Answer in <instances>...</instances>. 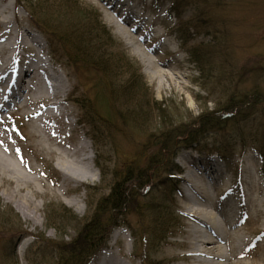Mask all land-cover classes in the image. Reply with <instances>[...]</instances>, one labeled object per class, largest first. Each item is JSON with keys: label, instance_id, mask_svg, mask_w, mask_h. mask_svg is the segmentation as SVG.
I'll return each instance as SVG.
<instances>
[{"label": "rangeland", "instance_id": "374dc122", "mask_svg": "<svg viewBox=\"0 0 264 264\" xmlns=\"http://www.w3.org/2000/svg\"><path fill=\"white\" fill-rule=\"evenodd\" d=\"M6 2L11 5L10 17L16 18L24 29L38 37L40 44L35 45L37 52L42 53L67 82L69 92L65 108L70 116L63 141L75 145L84 140L89 145L86 154L92 160L93 169L90 180L82 185L74 184L65 190L64 195L60 194L62 175L58 160L40 144L35 130L37 120L26 118L20 109L0 113V133L9 134L20 151L18 157L25 158L14 159L21 167L26 165L37 171L32 176L39 180L33 187L35 192L26 191L16 195L14 200L10 198L14 186L0 181V264H75L69 253L79 244L72 246V243L78 236L82 240L83 228L96 214L99 200L110 194L115 175L140 155L138 152L150 137L153 136L156 141L163 130L190 126L205 111L224 107L231 97L238 99L254 93L261 96L263 103L256 108V119L241 124L240 131L246 138L240 137L238 129L229 127L228 131L220 133L219 145L233 144L236 147L232 152L223 153L221 148L218 151L210 140L203 144L207 147L205 152L195 148L197 143L192 149L180 150L174 158L175 166L181 170L180 175L174 176L178 185L174 188L175 204L171 205L170 193L165 192L170 190L171 181L150 183L145 190L147 196L138 198L135 205L140 211L137 214L150 217L151 230L145 227L143 230L140 221L127 214L125 220L131 225L113 229L108 242L95 251L86 264L101 262L110 248L111 236L118 232H122L121 237L118 242L115 241L113 251L132 264H196L182 258L188 250L183 244L187 241L190 245H199L191 234L192 226L204 235L212 236L209 229L198 226L189 216L190 209H195L191 199L200 200L196 194L199 190L204 192L203 185L209 178L213 179V184L205 193H208L207 203L214 208L211 209L213 214L219 217L220 212L226 216L232 197L235 198L237 211L240 205L241 211L235 213L240 222L237 229L247 242L243 245L236 242L244 255L233 262L264 264V164L255 149L258 144L264 146V0ZM172 3L179 7V17L171 13ZM80 18H91L100 27L104 26L114 41L123 47L125 54L139 64L149 87L148 98L145 101L142 98L144 102H150L146 107L147 122L138 120L133 124L130 117L123 115L122 106L115 96L105 102L111 113L109 121L112 117L113 120L119 115L121 117L120 122L118 119L115 121L113 130H108L105 123L108 122L107 113L102 109L106 106L98 104L100 118L86 117L85 110L82 111V108H92L98 88L94 83L97 72L75 64L71 56V49L78 48L79 44L73 38L78 31H73V28L82 21ZM13 28H16V23H13ZM118 28L125 31L123 38L116 34ZM51 47L57 49L56 54H51ZM98 49L93 42H89L80 48L83 53L79 61L84 57L101 60ZM100 49L107 56L114 53L110 46L105 48L102 45ZM159 71L164 77L152 80L150 73ZM101 79L105 95L110 90L108 86H113L111 89L114 91L119 90L121 82L112 81L110 85L106 79ZM75 85H78L77 90ZM89 118L100 125L101 148L98 151L89 139L92 134L85 124ZM56 126L60 129V125ZM97 165L103 169V174ZM172 175L163 173L164 178ZM160 192L169 195L165 205L167 208L172 206V211L179 218L180 226L172 232L177 237L175 239H167L171 233L159 235L153 231L157 229L154 223L157 215L156 210L151 211L149 207L161 199ZM140 194L143 195V192L140 191ZM25 196L38 207L37 213L29 219L17 209L22 208L20 202ZM73 199L79 201L76 207L67 203ZM257 205L261 206L259 212L255 211ZM205 209L209 211L210 208ZM25 214L30 215L26 210ZM131 226H135L133 231ZM24 230L29 234H21ZM134 232L135 239L132 236ZM133 253L140 255L143 262L139 259L134 262ZM63 257L66 258L64 261ZM201 260L203 264L217 262L208 258Z\"/></svg>", "mask_w": 264, "mask_h": 264}, {"label": "trees", "instance_id": "16d2710c", "mask_svg": "<svg viewBox=\"0 0 264 264\" xmlns=\"http://www.w3.org/2000/svg\"><path fill=\"white\" fill-rule=\"evenodd\" d=\"M173 7V11H175L178 16L179 7L175 3ZM87 19L88 20H86V18H80L82 21L73 28V31H78L76 33L78 36L79 49H71V56L74 62L92 68L100 75V77L96 78L97 82L95 84L98 89L95 90L96 95L95 101L92 103V108H82L83 111L85 110L86 117L94 116L100 118L98 104L100 107L106 106L105 102L110 101L111 96H115L116 100L118 99L119 104L122 106L121 110L123 111V115H125V117L128 116V118L130 117L133 120V124L138 120L147 122L146 120L149 116H147L146 107H149L150 102L144 101L148 98L149 87L145 81L142 69L139 64L135 63L125 54L123 47L114 41L110 32H108L104 26L100 27L91 20V18ZM84 32H87V34L83 35L82 33ZM94 35L95 37H93ZM89 42H93L94 46L97 47V49L99 48L97 51L100 52L101 60H89L88 57H84V60L79 61L83 53V50H80V48L85 47ZM102 45H104L105 48L110 46L112 49L111 51L114 53H110L107 56V53H104L103 50L100 49ZM101 77L106 79V83L108 82L110 85L112 81L121 82L119 83V90L114 91L111 89L113 86H108L107 88L113 93L107 90L108 94L105 95V92L102 91L105 85L101 83ZM262 103L261 96L257 93L252 94V96H244L238 99L231 97L224 107L219 108L218 106L213 111H205L199 115L190 126L182 127V129L174 128L169 130L166 129L167 131L163 130L156 141H154L153 136L150 137L148 143L138 152L140 155H137L126 167L121 168V173L118 172L115 175L110 194L99 200L97 205L98 208L95 212L96 214L83 228L82 240H80V236H78L77 240H74L75 242L72 243V246L77 244H79V246L74 248L72 253H69L70 259H72L75 264H86L93 253L108 241L109 235L113 229L131 225L125 220L127 214L134 215L135 218L140 221V227H142L143 230L144 227L151 230L150 228H152L153 225L150 222V217L147 216L145 218V214L141 216L137 214L136 212L140 211L138 210V205H135L138 198L147 196V193H145L146 187L152 182L156 184L157 182L162 183L165 181L167 183L171 181L170 190L165 192L170 193L171 205L175 204L173 200L174 188H177L178 185L175 182L176 178H174V176L179 175L181 171L174 164V158H176L177 153L180 152V150L192 149L193 145L196 143L198 145L195 148L205 152L207 147L203 144L208 140L214 143L213 146H215L218 151L219 148H221L223 153L232 152L236 147L233 144L231 146L227 144L225 147L219 145L220 133L228 131L229 127L238 129L239 133L240 127H243L241 125L242 123L247 124L251 120L256 119V111L258 106ZM102 110L107 113L105 116L108 120L111 113L108 111L107 106ZM119 116L114 120V117H112L110 121L108 120V122H105L108 130H113V127L116 126L115 121H117V119L118 122H120L121 117ZM122 117V119H124V116ZM99 120L100 119H98L96 123ZM163 123H161V127L164 126L165 123ZM85 124L90 127L92 134L91 140L94 147L97 151L100 150L101 129L99 123L95 124V122L89 118L88 120L86 119ZM243 134L244 132L240 131V137L246 138V135L244 136ZM255 149L261 154L264 161V146L258 144V147ZM97 166L100 167V165ZM100 170L103 174V169L101 167ZM163 173L173 175L164 178ZM140 191L143 192V195L140 194ZM165 192H160L162 194L161 199L153 202L154 204L149 207V210H156L155 215H157L154 221L157 229L153 231L156 233L158 232L157 234L159 235L171 233L167 237L168 239L170 237L175 238L172 232L179 228L180 224L178 216L172 211V206L167 208L165 205V203H167V197H169ZM134 227L135 226H131L132 231ZM132 234L133 237L135 236L136 238V233L134 232ZM65 259L66 258L63 257V261ZM149 264L157 263L152 262Z\"/></svg>", "mask_w": 264, "mask_h": 264}, {"label": "bare ground", "instance_id": "6f19581e", "mask_svg": "<svg viewBox=\"0 0 264 264\" xmlns=\"http://www.w3.org/2000/svg\"><path fill=\"white\" fill-rule=\"evenodd\" d=\"M10 9L11 5H8L6 0H0V113H7L14 106L24 111L26 118L37 120L38 125L34 127L38 132L40 144L45 146L58 160V169L62 175L60 194L64 195L68 187L74 184L82 185L91 179L92 160L86 154L89 145L84 140L75 145L63 141L70 116L65 108L69 86L62 79L58 69L50 65L42 53L37 52L35 45L40 44L38 37L24 29L16 18L12 19ZM13 23H16V28H13ZM124 32V29L118 28L116 34L123 38ZM150 75L152 80L160 76L164 77L161 71L150 73ZM75 89H78V85H75ZM56 124L60 125V129H57ZM19 153L18 146L11 136L0 133V181L14 186V191L10 194L13 200L16 195H22L26 191L35 192L36 189L33 187L39 181L38 178L32 176L38 173L37 171L26 165L21 167L16 162L21 157H18ZM212 184L213 179L209 178L207 184L203 185L204 192L199 190L196 194L200 200L191 199L190 203L195 209L191 208L189 215L198 226L209 229L212 236L204 235L196 226H192L191 234L199 245L193 246L187 241L184 242L183 246L188 250L182 258L196 264H203L202 258L217 261L207 264H235L233 261L244 255L240 251L239 244L243 245L247 242L237 229L240 222L235 217L236 201L232 197L226 216L220 212L219 217L213 214L211 209L214 210V208L208 204V193H205L209 191V186L211 187ZM194 191L197 192L196 187ZM31 202L25 196L24 201L20 202L24 210L20 207L23 210L21 211L17 207L26 219L31 218L38 211V207ZM67 203L76 207L79 201L73 199ZM30 206L34 208L31 209ZM204 207L210 208L209 211ZM257 207L255 211H261V206L257 205ZM77 209L79 210V207ZM25 210L30 215H26ZM121 233H113L109 241L110 248L108 247L107 253L102 256L104 257L102 261L96 264H132L129 259L119 258L113 251L114 243L118 242ZM21 234L25 235L29 232L24 230ZM237 241L239 244H236ZM132 255L134 262L141 257L135 253ZM127 257L130 258V255L127 254Z\"/></svg>", "mask_w": 264, "mask_h": 264}]
</instances>
